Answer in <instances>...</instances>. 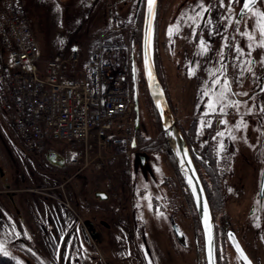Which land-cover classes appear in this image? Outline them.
I'll use <instances>...</instances> for the list:
<instances>
[{"label": "rangeland", "instance_id": "374dc122", "mask_svg": "<svg viewBox=\"0 0 264 264\" xmlns=\"http://www.w3.org/2000/svg\"><path fill=\"white\" fill-rule=\"evenodd\" d=\"M3 1L0 0V5ZM137 1L26 0V5L38 35L44 38L45 46L42 44V47L46 56L72 47L85 50L96 33L111 18L116 17L120 29L125 31L126 36L134 39L137 66L142 68L143 9L142 4L139 7ZM174 2L175 0H163L160 3L159 36L161 37L162 33L164 36L168 34L166 41L170 36L168 30L171 27L167 16L171 17L174 14L176 8ZM198 4L192 2L182 7L174 23L179 31L174 30L173 34L178 33L180 37V33L185 34L183 39H187L190 30L193 34L192 28H195L200 17L196 13H202L197 7ZM229 12L231 11H223V18L229 20ZM251 15V13L246 15L245 20L237 25L238 30L233 32L226 21L225 36L221 37L218 33L217 42L214 41L220 45L232 39L235 44L232 62L242 63L244 67L240 69L239 76L232 73L234 83L241 81L245 68L249 66L247 52L252 50V47H248L251 41L241 33L254 31V20ZM214 22L210 20V27ZM241 36L244 39L243 47L239 46ZM210 37H215L214 32H210ZM173 40L176 41L177 38L174 39L173 36ZM209 43H205V47ZM237 47L243 50V54L237 52ZM208 52L211 56L213 54L220 56L218 48L213 47V42ZM154 53L155 48L153 55ZM166 66L169 73L166 81H170L169 93L166 96L168 104L173 105L181 126L188 129L191 119L198 116L196 104L193 103L190 94L194 87L190 74L193 69L195 72H200V69L188 68L187 79H184V75L176 71L174 62H166ZM258 71L257 64L253 73ZM184 80H187L185 84ZM203 80L205 77H202L201 81ZM216 80L218 79L212 76L213 86ZM1 81L3 76L0 74V164L5 171L0 175L1 251L13 254L21 264H206L201 224L199 222L195 224L193 217L185 212L184 197L176 196L179 190L178 181L174 177L175 173L168 156L163 151L164 144L159 145L158 149L150 148L152 166L148 176L142 171L136 172L135 178L132 175H125L126 167L123 160L108 162L107 170L111 180L106 174V168L95 169L88 166L78 172V164L69 161L72 155L69 157L67 155L66 165L56 163L53 165L47 160L46 154H26L17 140L10 121L9 109L2 108ZM225 82L227 80L224 79L220 87L227 93L229 84L227 82L226 89ZM206 90L208 92V89ZM205 93L206 91H203L202 94ZM201 117L202 114L198 116L202 119ZM142 123L140 144L151 145L153 141H160L164 137L161 121L156 117L148 97L145 98ZM193 127H195L193 133L186 132L191 138H194L195 133L197 145L200 147L203 131L199 121ZM249 139L252 137L249 136ZM224 145L218 144L219 155ZM219 167V173H223L221 163ZM249 170L250 167L244 164L240 178L226 182L225 189L221 191V207L215 211L217 216L227 217L253 256L254 216L248 218L247 212L253 198L250 188L254 179L246 174ZM98 190L107 191L109 198L96 197L95 192ZM11 191L15 194L13 200L9 194ZM172 212L176 222L184 229L187 243L184 247L180 246L169 232L167 221ZM136 219L138 227L135 225ZM88 222H93L97 226L98 235L91 233L90 226H87ZM147 247L149 254L146 253ZM223 255L226 264H239L230 248L225 247Z\"/></svg>", "mask_w": 264, "mask_h": 264}, {"label": "built area", "instance_id": "2783aa9c", "mask_svg": "<svg viewBox=\"0 0 264 264\" xmlns=\"http://www.w3.org/2000/svg\"><path fill=\"white\" fill-rule=\"evenodd\" d=\"M131 37L113 17L88 47L46 56L26 0L0 7L2 108L26 153L62 147L81 167L107 170L123 160L125 175L134 144Z\"/></svg>", "mask_w": 264, "mask_h": 264}, {"label": "flooded vegetation", "instance_id": "af4514ba", "mask_svg": "<svg viewBox=\"0 0 264 264\" xmlns=\"http://www.w3.org/2000/svg\"><path fill=\"white\" fill-rule=\"evenodd\" d=\"M162 1L163 0H158L157 12L159 13L156 15L155 29H157V35H155L154 38V47L157 74L164 87L166 96H168L169 93L168 82H170L169 80L166 81L169 77L166 62H174L176 71H179L178 74L184 75V79H187L188 68L196 67V70L200 69V72H195V74H192V72L190 74V76H192L191 83H194V87L190 94L193 97V103L196 104V112L198 116L202 114V119L198 118V116V119L192 118V123L190 122L188 129H184L181 123L178 122L204 183L208 198L207 183L213 176L221 174L218 175L219 180L222 179V184L220 185L221 191L225 189L226 182L229 183L234 178H240L242 166L244 164L250 167V170L247 171L246 174L254 179L253 186L250 188L251 193H253V198L251 199L247 212L248 218L254 216L253 256L242 237L233 229L227 217L224 215L217 216L209 198L214 218L217 264H226L223 255L225 247L231 249L237 257L239 264H244L228 239V231L230 229L236 232L242 246L247 251L254 264H264V47L257 46L260 39L259 32L256 30L254 22V31H252L251 34L255 39L251 41L252 50L247 52L250 60L249 66L245 68L243 72L244 76L241 78V81L234 83L232 73L239 76L240 69L242 70L244 67L242 63L232 62V53L235 44L232 39V41L229 39L227 43L225 41V44L220 45L215 42H217L218 33L221 34V37L222 35L225 36L226 21L230 24V30L233 32L238 29L237 21L241 23L245 20L246 15L241 17L239 13L243 0H240V3L231 4L229 20L228 18H223V11L226 12L229 8V0H224L225 6L222 9L220 8L221 0H180L178 4V0H175L173 3L176 4L174 14H172L171 17L170 15L167 16L168 23H171V27L174 26V23L181 13V9H183L182 7H185L186 4L192 2H198L199 4L203 3V5L208 8V11L201 13L198 18L199 20L194 26L195 28H192L193 34L190 30L187 39H183L185 34L180 33V37L178 33H172L167 41L166 37L168 34L164 36L162 33L161 37L159 36L160 27L158 24L160 20V3H162ZM181 1L182 3H180ZM255 7L264 10V0H259ZM205 13L208 14L204 19ZM201 16L203 18H201ZM210 20L215 21L212 27H210ZM210 32H214V38H209ZM173 36L174 39L177 38L176 41L173 40ZM178 37L183 40L181 39L180 42V38ZM200 40H204L205 43L210 42L209 45L206 46L207 51L201 50ZM171 41L172 43L170 44ZM212 42L213 47L218 48L220 56L214 54L211 56L210 52H208L212 46ZM243 45L244 39H242L241 36L239 46L243 47ZM188 57L191 58L189 59ZM183 60L184 62H182ZM257 64L259 65V71L258 73H253ZM212 76H215L219 80V83L215 82L214 86L211 82ZM202 77H205V80L201 81ZM224 79L227 80L229 84V91H227V93L226 90L220 87ZM186 81L187 80H184L183 84H185ZM136 83L139 97L140 120L135 131L136 146L135 152L132 155L131 165L134 174L142 171L145 176H148L152 166L149 150H151L150 148L158 149L159 145H161V141H153L151 145L139 143V140H141L140 135L142 134V118L143 113H145V98H149V94L144 74L138 66ZM206 89H208V92ZM203 91H206V93L202 94ZM221 92L224 93L223 98H219ZM209 104L213 107L210 108ZM170 107L174 113L173 105ZM221 108L223 111L220 110ZM198 121L203 131V139L200 147L197 145L195 133L193 134L194 138H191L186 132L191 131L193 133L195 130L193 126H195ZM237 125H239V127H237ZM218 133H223V135H218ZM249 136H251L252 139H249ZM219 143L225 144L221 147L220 155L217 150ZM248 152L250 154L249 157ZM138 153L140 154L138 155ZM142 157H146V159L143 160L144 162L146 160L144 166L142 164ZM50 163L53 164L52 162ZM219 163L222 165L223 173H219L218 171V168H220ZM240 164L242 165L241 167ZM4 172V168L0 164V175H3ZM13 199L12 196V200ZM134 204L136 205V203ZM223 209L225 210L224 207ZM133 211L135 212L134 209ZM137 222L138 220L136 219L135 225H137ZM167 222L169 232L172 234L173 239H175L180 246L184 247L187 244L185 232L181 227L183 234L179 236L173 229V222H176L173 212ZM87 226H90L91 233L94 235L99 234V231L96 229L97 226L93 222H88Z\"/></svg>", "mask_w": 264, "mask_h": 264}, {"label": "water", "instance_id": "95a60500", "mask_svg": "<svg viewBox=\"0 0 264 264\" xmlns=\"http://www.w3.org/2000/svg\"><path fill=\"white\" fill-rule=\"evenodd\" d=\"M143 0H139L138 6L142 4ZM158 0H155V4L153 6V13L150 15L149 13V0H144L143 6V22L141 29V57H142V70L146 80L147 89L150 95V98L153 102L155 109L157 110L161 125L163 127L164 136L166 141L173 151L174 155L177 158L179 168L193 194L194 202L197 208L198 218L202 228L203 234V244H204V256L206 264H217L216 261V249H215V231H214V218L210 205L209 198L207 196V192L198 171V168L193 160L190 148L188 143L183 135L181 127L178 123L177 118L175 117L170 105L168 104V100L164 91V88L159 80L155 59L153 55L154 49V23L156 18ZM241 11V9H240ZM239 11V13H240ZM208 13H205L204 19L206 18ZM149 72H151V78L149 77ZM137 66L135 59L132 60V80H133V88H134V100H135V111L136 117L135 122L136 126L139 124L140 114H139V97L137 92ZM166 124H168L173 132V136L175 142L178 146L181 157L177 155L174 148L172 147L171 142L169 141L167 134L165 132ZM140 153H138L139 155ZM146 155V154H145ZM47 158L56 164L63 165L65 164V158L54 150H50L47 153ZM142 164L144 166L145 162L143 161L146 157H142ZM181 159L186 167V171L190 174L192 183L189 182L186 171L181 165ZM95 196L100 199H108L109 194L105 190H98L95 192ZM88 224V223H87ZM173 229L175 232L181 236L183 234L182 229L180 228L177 222H173ZM229 234L234 239H230ZM228 239L231 242L234 250L238 254V256L242 259L244 264H254L253 260L247 253V251L242 246L236 232L233 229L228 231ZM237 246L239 247L241 252L237 251ZM211 248V258L209 256V249ZM243 257H246L245 260Z\"/></svg>", "mask_w": 264, "mask_h": 264}, {"label": "trees", "instance_id": "16d2710c", "mask_svg": "<svg viewBox=\"0 0 264 264\" xmlns=\"http://www.w3.org/2000/svg\"><path fill=\"white\" fill-rule=\"evenodd\" d=\"M156 22V19H155ZM155 35H157V29H155ZM40 40H41V44L44 45V38L40 35ZM154 112L156 114V117H159L158 113L156 112L155 108L153 107ZM160 119V118H159ZM164 136V135H163ZM161 141V145L164 144V152L166 153V155L168 156V159L171 163L172 169L175 173L174 177L177 178L178 181V193L176 192V196H183L184 197V205L186 207V213L193 217V220L195 221V224H197L199 221L198 218V214H197V208L194 202V198H193V194L179 168L178 165V161L176 156L174 155L173 151L171 150V148L169 147L165 136L162 137V139H160ZM136 174V173H135ZM134 174V178L137 176ZM173 177V178H174ZM208 194H209V198L212 204L213 209H217L220 208L221 203H222V192H221V188H220V180L218 178V175L213 176L209 179L208 183ZM135 186V184H134ZM173 186V185H171ZM164 188V187H163ZM166 190V188H165ZM169 205V203H168ZM172 208V205H169ZM184 207V208H185ZM175 211V210H174ZM216 212V211H215ZM148 247H150L149 243H148ZM4 252L0 250V264H21L18 262V260L13 256V254H7L4 255ZM146 253L149 254V251L146 249ZM206 263V262H205Z\"/></svg>", "mask_w": 264, "mask_h": 264}, {"label": "snow or ice", "instance_id": "6c2138e0", "mask_svg": "<svg viewBox=\"0 0 264 264\" xmlns=\"http://www.w3.org/2000/svg\"><path fill=\"white\" fill-rule=\"evenodd\" d=\"M259 2V0H243V4H242V7H241V11H240V15L241 17L245 16V15H248L249 13H251V18L254 20L255 22V28L257 29V31L259 32V43L257 44L258 47H264V10H260L258 8H256V4ZM232 3H240V0H229V8L228 10L231 11V4ZM155 4V0H149V13L150 15L153 13V6ZM221 6H224V0H221ZM197 7H199L201 9V12H207L208 11V8H206L203 3H200L197 5ZM197 16H200L201 13H196ZM201 18H203L201 16ZM190 19H192L190 17ZM210 23V21H209ZM237 24H239V21H237ZM179 31V28L178 26H172L169 28V35H171L173 33V31ZM238 30V29H237ZM241 35L247 37V39L249 41H252L255 39V37L250 33V32H243L241 33ZM200 47H201V50L202 51H207V48L205 47V41L204 40H200ZM249 48L252 47V44L249 43L248 45ZM237 52L238 53H241L243 54V50L239 47H237ZM192 74H195V70L193 69V73ZM149 77L151 78V72H149ZM217 83H219V81L217 80L216 81ZM225 88L227 89V82H225ZM246 95V93H245ZM224 96V93L221 92L220 93V96L219 98H223ZM209 107L212 108L213 106L211 104H209ZM215 110V109H213ZM221 111H223V109L221 108L220 109ZM237 127H239V125H237ZM218 135H223V133H218ZM259 226V225H257ZM229 237L230 239H234L231 234H229ZM237 251L238 252H241V255L242 254V250L239 249V247L237 246ZM4 255H7L8 253L7 252H4L3 253ZM211 248L209 249V256L211 258ZM245 260H247L246 257H243Z\"/></svg>", "mask_w": 264, "mask_h": 264}, {"label": "bare ground", "instance_id": "6f19581e", "mask_svg": "<svg viewBox=\"0 0 264 264\" xmlns=\"http://www.w3.org/2000/svg\"><path fill=\"white\" fill-rule=\"evenodd\" d=\"M165 132H166L167 137H168L169 141L171 142L172 147L174 148L175 152L177 153V155H178L179 157H181L180 152H179V149H178V146H177V144H176V142H175V139H174V136H173L172 129H171V127H170L168 124H166ZM181 165H182V167H183V168L185 169V171H186V167H185V165H184L182 159H181ZM186 176H187L189 182L192 183L191 176H190V174H189L187 171H186Z\"/></svg>", "mask_w": 264, "mask_h": 264}, {"label": "crops", "instance_id": "0c3cea01", "mask_svg": "<svg viewBox=\"0 0 264 264\" xmlns=\"http://www.w3.org/2000/svg\"><path fill=\"white\" fill-rule=\"evenodd\" d=\"M14 195H15V194H13V198H14ZM11 197H12V196H11Z\"/></svg>", "mask_w": 264, "mask_h": 264}]
</instances>
